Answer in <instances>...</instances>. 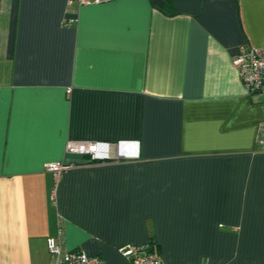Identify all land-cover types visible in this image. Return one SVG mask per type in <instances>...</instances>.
I'll list each match as a JSON object with an SVG mask.
<instances>
[{
	"label": "crops",
	"instance_id": "crops-1",
	"mask_svg": "<svg viewBox=\"0 0 264 264\" xmlns=\"http://www.w3.org/2000/svg\"><path fill=\"white\" fill-rule=\"evenodd\" d=\"M162 1L0 0V264H52L58 231L105 264H264V105L232 65L264 0Z\"/></svg>",
	"mask_w": 264,
	"mask_h": 264
},
{
	"label": "built area",
	"instance_id": "built-area-1",
	"mask_svg": "<svg viewBox=\"0 0 264 264\" xmlns=\"http://www.w3.org/2000/svg\"><path fill=\"white\" fill-rule=\"evenodd\" d=\"M77 7L88 5H98L110 2L111 0H74ZM232 65L236 68L238 75L247 93H258L262 97L264 105V46L248 47L240 46L236 55L232 58ZM257 142L264 143V120L258 125ZM120 145L89 142L77 143L69 142L66 146V153L73 155H86L88 162L118 161L123 158L136 157L133 154L122 153ZM74 164L47 163L44 166L46 172L52 173L56 179L66 171L73 168ZM62 232L58 231L57 238H49L46 241L47 249L53 256L52 264H105L98 257H88L81 251H66L62 249L59 242ZM119 253L127 257L131 264H163L162 261L153 253H148L144 248H136L125 245L118 249Z\"/></svg>",
	"mask_w": 264,
	"mask_h": 264
},
{
	"label": "water",
	"instance_id": "water-1",
	"mask_svg": "<svg viewBox=\"0 0 264 264\" xmlns=\"http://www.w3.org/2000/svg\"><path fill=\"white\" fill-rule=\"evenodd\" d=\"M153 4L156 6V7H162L163 6V1L162 0H152Z\"/></svg>",
	"mask_w": 264,
	"mask_h": 264
},
{
	"label": "trees",
	"instance_id": "trees-1",
	"mask_svg": "<svg viewBox=\"0 0 264 264\" xmlns=\"http://www.w3.org/2000/svg\"><path fill=\"white\" fill-rule=\"evenodd\" d=\"M154 244L151 243L150 246H148L145 251H147L148 253H154Z\"/></svg>",
	"mask_w": 264,
	"mask_h": 264
}]
</instances>
